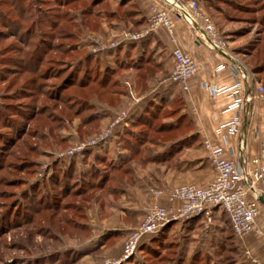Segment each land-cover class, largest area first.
Segmentation results:
<instances>
[{
	"label": "crops",
	"instance_id": "crops-1",
	"mask_svg": "<svg viewBox=\"0 0 264 264\" xmlns=\"http://www.w3.org/2000/svg\"><path fill=\"white\" fill-rule=\"evenodd\" d=\"M130 1L136 6L133 18L129 19L127 24H122L120 18V21L112 24L110 28L102 22L103 25L101 24L98 31L100 35L116 34L125 29L139 32L146 27L153 0ZM174 35L176 42L172 43L166 30L160 28L139 42H135L133 48L127 46L130 43H126L96 53L101 69L105 67L115 69L113 89L104 95L103 100L100 98L90 100L99 115L97 129L104 128L119 110L128 106L131 107V118L134 117L142 112L150 101L159 103L161 99H165V106L171 109L173 115L162 119L161 122L166 125L164 131L160 132L154 141L147 140L136 154H131V151L122 145V140L116 136L110 138L106 144L94 148V154L105 155L123 168L127 167L128 179L117 194L108 195L110 198L108 197L104 207L97 210L93 206L90 208L89 216L81 220L89 234L78 247L72 248L80 264H85L81 258L88 252L94 253L98 259L106 256L120 257L123 243L120 238L142 220L143 206L151 201L150 188L165 190L190 183L205 186L213 178L214 172L206 158L203 140L208 139L218 143L219 135L215 132V128L233 120L237 112L226 110L230 101L226 94L212 98L203 87L204 83L229 86L239 77L240 65L246 68L248 75L252 77V80L248 78L244 81L245 92L252 91L256 83L262 84L258 73L244 63L237 49L229 46L227 55L209 49L197 40L192 28L182 19L175 21ZM92 41L96 40L92 38ZM141 41L144 43L141 44ZM85 45L86 41L82 40L81 48L84 49ZM174 47H179L190 54L198 65L197 72L189 80L188 90H182L168 81L173 69L171 51ZM142 54L145 61L141 65L118 68L119 59L134 60ZM218 65L223 67L215 73L214 69ZM132 97L138 99L133 105L130 103ZM128 127L134 129L130 122ZM236 128L235 134L227 136L232 151L226 153L240 162L241 155L250 156L261 145L264 146V100H253L246 111L239 112ZM257 130L259 138L255 137ZM241 139L245 144L243 151L239 149ZM90 160L91 158H88V161ZM69 161L66 159L61 162L66 165ZM80 166L83 168L85 165L80 163ZM118 200H122L124 204H119ZM160 202L169 205L164 198H161ZM263 209L264 205L261 206L257 218L260 231L249 234L242 240L235 237L241 264H250L242 255L244 247L248 248L261 264H264ZM115 216L120 217L121 221L113 220ZM221 216L224 214L220 209L214 210L213 220L208 228H205L201 218L203 227L200 234L194 235V239L197 240L195 239L193 243H198L202 237L210 236L211 240L216 239L219 235L218 231L221 230ZM189 222L190 220H176L172 221V224L177 225L182 231V226H186ZM208 246L211 248V245ZM200 249L205 251V248L197 246L189 247L187 253L192 254ZM210 251L211 249L207 250L208 253Z\"/></svg>",
	"mask_w": 264,
	"mask_h": 264
},
{
	"label": "rangeland",
	"instance_id": "rangeland-1",
	"mask_svg": "<svg viewBox=\"0 0 264 264\" xmlns=\"http://www.w3.org/2000/svg\"><path fill=\"white\" fill-rule=\"evenodd\" d=\"M18 2V6L21 10L29 12L25 13L28 17L21 20L20 34L25 36L26 28L32 27L34 30H32L33 33L30 35V40H32V42H36L41 38L42 31L47 34H50V32L55 34L58 30L66 33L78 28L80 29V33H77L78 37L76 40L66 39L64 38L65 36L58 38L59 36H57L55 39H46V42H50L51 44H63V47L76 44L75 47L80 50V44L82 40H85V51H91V46L95 44L94 42L107 45L118 41L124 33L136 32L125 29L122 32L111 35L108 33L106 35L104 34V36L100 35L98 32L100 26L103 24L108 28H110L112 24L118 23L120 20L122 24H127L128 12L125 15L124 12L133 10L136 7L130 3V0H103V2L97 6L92 5L93 16L84 17H82L81 10L89 6L91 2L97 1L74 0V2L59 8L53 5V0L50 1V3H39L38 0H0V11L9 12L10 18L13 20L17 18L18 15V12L15 10L16 7H14ZM198 2L201 9L211 17L215 27L224 40L227 41L228 48L230 46L232 49H237L239 57L244 60V63H246L249 68L252 69L257 66L260 68V71L257 72L258 78L264 85V0H198ZM30 13H32L33 16L30 17ZM54 14L56 16L55 23L57 27L51 28L52 25L50 24V20H54V17H52ZM95 14L96 16L94 17ZM85 19L87 21L84 23V26H81V21ZM49 24L51 27L47 26ZM0 30H2L1 25ZM44 36L46 35H42V38ZM92 38L96 41L93 42ZM16 41V38L8 37L0 41V49L3 48L5 44H9L10 42L17 43ZM4 55L10 57L13 56V53L8 52ZM79 57L80 53L71 58L62 56L58 53H48L47 56L43 58L44 61L42 65L39 66L36 75L43 72L50 74L57 71L60 72L59 74L61 75H59L57 79L52 77L37 79L36 83L44 82L43 86L46 87H51L54 83L56 84L63 77V72L71 68L72 64ZM31 66L29 67L31 68ZM0 69H2V64H0ZM29 75V73L20 74V82L13 83L14 87L11 92H14L16 88L22 84L21 82ZM11 76L12 75L9 74V77ZM29 86L34 88V85H28V87ZM4 87L5 83L0 82V93L3 92ZM126 87H128L127 84ZM48 90L49 88L44 89V91L50 92ZM44 91L42 92L44 93ZM74 92L78 94L77 90ZM67 94H69V92L63 93L62 96L67 97ZM33 96H35V91ZM38 97L37 108H41L43 105H49L50 107L55 106L53 108L54 111H51L49 107L50 110H45L41 116H36L34 119L27 122L24 127V135L21 136L19 142H15L14 145H11L9 142L8 147H6L7 153H3V156L0 158V264H80L79 258L73 254L72 248L78 247L89 233L76 225L73 226V220L78 215L87 218L90 213V208L93 206H95L97 210L100 209V207H104L108 202V195H111L108 194L109 192L106 193V187L105 190L102 191L93 187L84 189L86 191L83 193L79 191L71 192L67 197L62 199L57 210L52 208L54 204L47 209H41L39 211L33 210V204L29 206L30 209L28 210L25 209L24 206H21V204H23L22 201L27 202L28 200L27 197L23 196L24 190L30 186L32 182H36L37 180L45 181L50 174L51 164L55 161H60L56 157L59 152L86 143L107 125L100 130H91L93 133L87 136L85 131L82 132L80 131L81 129L77 128L80 119L78 116H74L70 120L65 119L63 128L59 131V134L53 137L54 139H52L51 136L48 138L47 142H40V132L47 131L46 115L52 112L51 118L55 120L53 121L55 125L61 120V117L59 118L57 116H63V118H65L66 115L63 112L64 110H62L64 107H62L61 104H56L52 100H47L48 97L41 96L40 94ZM75 98L80 102L81 97L79 95ZM31 100L32 98L30 97L20 96L5 102L19 108L23 107L27 102H32ZM59 110L61 112H59ZM10 117L14 121V124H21L22 120L17 117V113H14ZM0 132L4 136L10 134L8 135L10 139L16 136L12 129L1 126V124ZM61 136L69 137L65 146L59 143V138ZM1 144L2 142L0 140V145ZM101 168L108 171V166H101ZM111 174L115 173L112 171ZM40 175H42V177H39ZM114 181L115 177L113 182L110 181L107 185H114ZM71 186L73 187V185ZM19 202L21 204H19ZM118 202L119 204H124L122 200H118ZM150 202L151 201H148L143 207H146ZM81 206L82 209L79 208ZM116 214L119 215V213ZM28 215L29 218H27ZM25 218L27 219L24 220ZM62 218L68 219V221L62 222V220H60ZM220 218L221 230H217L218 233H216L219 235L216 239L213 238V240H211L210 236L206 238L202 237L198 243L194 244V240L192 239L194 237L187 236L185 237L186 240L177 247L174 242H178V240L182 242L184 237L180 228L177 225L172 226L171 221L165 225L170 230L165 231V234L161 235L158 239L154 247V252L150 250L146 252L144 249L139 248L132 256L126 260L119 261L118 264H135V260L141 262L144 259H146L148 264H172L175 261L177 252L181 248H184L185 245H187L188 248L199 246V248H205L206 252L211 249L210 254L214 255L213 258L215 261H219L223 264V257L228 253L218 251L219 249L214 246V242L221 238H231V233L225 217L221 216ZM77 219L78 217L76 220ZM113 220L121 221L120 217L117 216H115ZM127 234L125 236L123 234V237L120 239L124 241ZM208 244L211 245V248H209ZM150 253H154V255L151 256L149 255ZM95 256L94 253L88 252L83 255L81 259H83L85 264H100L104 258H111L106 256L98 259ZM157 256H161L160 258L162 259H157ZM240 257L239 253L237 259L240 260ZM119 258L113 259L117 260ZM126 261L128 262L126 263ZM139 262L136 263L140 264ZM195 264H206L204 256L198 257V259L195 260Z\"/></svg>",
	"mask_w": 264,
	"mask_h": 264
},
{
	"label": "trees",
	"instance_id": "trees-1",
	"mask_svg": "<svg viewBox=\"0 0 264 264\" xmlns=\"http://www.w3.org/2000/svg\"><path fill=\"white\" fill-rule=\"evenodd\" d=\"M50 1L52 0H38L39 3H50ZM93 1L97 2H91L89 6L84 7L81 10L82 17L93 16L92 5L97 6L103 2V0ZM53 2V5L60 8L68 5L71 2H74V0H53ZM18 5L19 2L14 6L16 7L15 10L18 12V15L17 18L13 20L10 18L9 12L0 11V25L2 29L0 30V41L5 40L8 37H13L17 40V43L10 42L9 44H5L3 48L0 49V64H2V69H0V82L5 83V87L3 88L4 90L0 93V124L1 126L12 129V131L15 132L14 134H16L14 138L10 139L8 138V135L10 134L6 133L7 135L4 136L0 132V140L2 142V144L0 145V158L3 156V153H7L6 147H8L9 142L11 145H14L15 142H19L21 136L24 135V127L27 122L34 119V117L36 116H41L45 110L51 109V111H54L53 108L55 106L50 107L49 105H43L41 106V108L36 107L39 94L41 96L48 97L47 100H52L56 104H61V106L64 107L61 108L62 110H64L63 112L66 115L65 118H63V116H57L59 118L61 117V120L57 122V125L53 123V121L55 120L51 118L52 112H49L46 115L47 131L40 132L39 140H41L40 142H47L48 138L52 136V139H54L53 137L59 134V131L63 128L65 119L70 120L74 116H78L80 119L79 124L77 125V128L81 129L80 131H85L87 136L93 133L91 130H96L98 128L99 115L96 112L95 105H93L90 100L94 98H100V100H103L104 95L106 93H109V91L113 89L114 84L113 75L115 74V69L110 67L101 69L96 53L85 51L83 50V48L79 50L77 47H75L76 44H70L63 47V44H51L50 42H46V39H55L57 38V36H59L58 38H62L65 36L64 38L66 39L76 40V38L78 37L77 33H80V29H76L75 27H73L75 28V30H70L66 33H63L60 30L57 31L56 29L57 32L55 34L52 32H50V34H47L46 32L42 31V35L46 36L42 38L41 35V38L39 40H37L36 42H32V40H30V35L34 30L32 27H30L26 28L25 36H22L20 34L21 20L28 17L25 13L29 12L21 10ZM132 5L134 4L132 3ZM127 12V18L129 20L135 15L136 8H134L133 10L125 11L124 15ZM29 15L30 17L33 16L32 13H30ZM95 16L96 14L94 15V17ZM52 17H54V20H50V24L52 25V27L50 24L47 26L56 28L57 24L55 23V14ZM86 21V19L82 20L81 26H84V23ZM143 41H141L140 43L143 44ZM137 42L139 41H136V43ZM136 43L130 42V44H128L127 46L133 48ZM8 52L13 53V56L8 57L4 55ZM50 52L58 53L68 58L74 57L75 55L80 53V57L75 60L71 68L63 72V77L59 82H57L56 84L54 83L51 87H46L43 86L44 82L36 83L37 79H46L49 77L57 79L59 75H61L58 71L50 74H46L45 72H43L36 75L39 70V66H41L44 61L43 58ZM144 61L145 59L142 54L140 57L135 58L134 60L129 59L127 61V58L119 59L117 61V66L118 68H124L130 65H141L142 63H144ZM29 66H31V68ZM259 69L260 68L258 66L252 68V70L255 72L260 71ZM23 73H29L30 75L21 82L22 84H20V86H18L14 92H11L12 88L14 87L13 83H17L20 78L19 75ZM9 74H11L12 76L9 77ZM28 85H34V88H31L30 86L28 87ZM45 88H49L48 91L50 92L44 91ZM75 90H77L78 94L74 92ZM34 91L35 96H33ZM42 91H44V93ZM65 92H69V94H67V97L62 96V94ZM78 95L81 97L80 102H78V100L75 98ZM20 96L30 97L32 98V102H27L23 105V107L19 108L12 106L13 104L5 102L7 100H13L16 97L18 98ZM59 112L61 111L59 110ZM14 113H17V117L22 120L21 124L13 123L14 121L10 116H12ZM171 115H173L171 109L165 106V99H161L159 103L150 101L149 104H146L142 112L130 119V123L133 125L134 129L129 128L128 126L123 127L118 130L114 134V136L119 137V139L122 140V145L129 149L131 151V154H136L139 151L141 145H143L147 140L154 141L157 138L156 136H158L160 132L164 131L166 125L161 121L162 119ZM39 129L42 130L41 128ZM68 138V136H61L59 138V143L65 146ZM93 150L94 149H88L83 151L81 154L72 157L71 159H69L70 161L66 165L61 162L62 160L53 162L51 164L50 174L47 176L45 181L42 180V182H32V184L24 190L23 196L27 197V202L22 201L23 204H21L20 202L19 204H21V206H24L27 210L30 209L29 206L33 204V210L35 211L47 209L52 204H54L52 208H54V210H57L62 202V199L67 197L71 192L79 191L80 193H83L84 191H86L84 189L93 187L98 188L100 189V191H102L105 190L106 187V193L109 192L108 194L111 195L117 194L122 188V184H124L125 180L128 179V168H123L121 165L115 163L112 158H108L105 155L100 156L94 154ZM88 158H91V160L88 161ZM80 163H83V165L85 166L83 168H80ZM101 166H108V171L103 170ZM112 171L115 174H111ZM114 177L115 184L107 185L108 182H113ZM71 185H73V187ZM79 208L82 209V206ZM77 217L78 219L76 220ZM77 217L73 220V226L76 225L87 232L85 225L81 223V220L84 217L79 215ZM224 217L229 225L231 238H221L220 240L217 239L214 242V246L219 249L218 251H224L228 253L223 257V264H241L239 263L241 261L237 259V257H239V251L236 244L235 235L231 230L228 218L225 214ZM27 218H29V215L27 216ZM27 218H25L24 220H26ZM200 219L201 218H194L190 220V222L186 226H182L183 228L181 232L183 233L184 240H182V242H180V240H178V242H174L177 247H179L183 243V241L186 240L185 237H194L195 234H200V230L203 227ZM60 220H62V222L68 221V219L64 218ZM172 226H174V224H172ZM167 230L170 229L164 225L158 232L150 235L144 241H142L138 246V249H144L146 252H149V250L154 252L156 242L161 237V235L165 234V231ZM192 239L195 240L194 238ZM187 249V245H185L184 248H181L177 252L175 261L172 264H195V260H197L198 257L203 256L206 264H222L219 261H215V259L213 258V254H210L206 251L203 252L204 250H196L192 254H190L187 253ZM149 255L153 256L154 253H150ZM160 257L161 256H157L156 258L159 259ZM127 262L128 261H126V263ZM134 262L135 264H137L136 262H139V260H135ZM141 262L139 263L148 264L146 262V259L142 260Z\"/></svg>",
	"mask_w": 264,
	"mask_h": 264
},
{
	"label": "built area",
	"instance_id": "built-area-1",
	"mask_svg": "<svg viewBox=\"0 0 264 264\" xmlns=\"http://www.w3.org/2000/svg\"><path fill=\"white\" fill-rule=\"evenodd\" d=\"M184 20L194 31L197 40L209 49L227 55L228 43L215 27L211 17L201 9L198 0H153L150 6V15L147 25L139 32L124 33L116 42L104 45L98 42L91 48L92 53L106 49H114L121 44L136 42L164 28L172 43L176 42L174 35L175 21ZM173 69L168 81L188 90L189 80L198 70L196 60L179 47L171 51ZM216 66L214 72L222 69ZM239 77L229 86H217L204 83L203 87L212 98L226 94L230 98L226 110L237 112L235 118L229 122L218 125L215 132L219 135V142L214 143L208 139L203 140L206 158L211 165L214 175L205 185L181 184L170 189L150 188L151 202L143 208V217L140 223L131 229L122 245L119 259L104 258L100 264H118L132 256L142 241L158 232L171 221H187L202 218L205 228L212 223L214 210L220 209L229 221L231 230L238 240L245 236L259 232L257 218L260 208L264 205V146L250 156L241 155V161L227 155L231 153L228 135L237 132L239 112L246 111L253 100H264V85L256 83L252 91L243 89L246 79L252 80L246 68L238 66ZM131 94V90L129 92ZM138 99L132 97V105ZM131 107L119 110L108 122L107 126L86 143L74 146L59 152V160L71 159L83 151L104 145L114 134L129 125ZM255 137L259 138L258 130ZM239 149L244 150L245 144L241 139ZM39 177H42L40 175ZM259 197L263 201H259ZM164 198L169 205H163L160 199ZM242 255L250 264H261L246 247L242 248Z\"/></svg>",
	"mask_w": 264,
	"mask_h": 264
},
{
	"label": "water",
	"instance_id": "water-1",
	"mask_svg": "<svg viewBox=\"0 0 264 264\" xmlns=\"http://www.w3.org/2000/svg\"><path fill=\"white\" fill-rule=\"evenodd\" d=\"M259 201H261V202H262V201H263V198H262V197H259Z\"/></svg>",
	"mask_w": 264,
	"mask_h": 264
}]
</instances>
